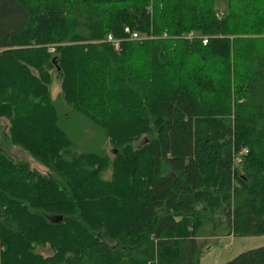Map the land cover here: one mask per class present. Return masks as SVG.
<instances>
[{"label": "trees", "instance_id": "obj_1", "mask_svg": "<svg viewBox=\"0 0 264 264\" xmlns=\"http://www.w3.org/2000/svg\"><path fill=\"white\" fill-rule=\"evenodd\" d=\"M213 1L0 0V264L264 235V0Z\"/></svg>", "mask_w": 264, "mask_h": 264}, {"label": "rangeland", "instance_id": "obj_2", "mask_svg": "<svg viewBox=\"0 0 264 264\" xmlns=\"http://www.w3.org/2000/svg\"><path fill=\"white\" fill-rule=\"evenodd\" d=\"M214 6L217 11H222L226 7L225 0H214ZM57 84V80L55 79L51 84L52 92H54V88ZM13 153L18 154L17 148H13ZM244 152V150L242 151ZM12 153V154H13ZM22 157L27 159L31 166L36 168L39 171H42V167L35 164L31 157L21 154ZM197 244L201 248V253L199 254V264H220L222 262H226L230 260L234 254L247 250L248 248H256L262 244H264V235H246V236H237V235H229V236H219L215 237H206L205 239H198ZM45 251V249L41 250ZM43 253V252H42Z\"/></svg>", "mask_w": 264, "mask_h": 264}, {"label": "built area", "instance_id": "obj_3", "mask_svg": "<svg viewBox=\"0 0 264 264\" xmlns=\"http://www.w3.org/2000/svg\"><path fill=\"white\" fill-rule=\"evenodd\" d=\"M123 31H127L126 28H123ZM187 35L190 36V33L188 32ZM131 36L134 37V36H136V34L134 32H131ZM106 39L109 41V43L112 45V47H114L115 49L118 48L117 43H116L117 42L116 39L112 38L109 34L106 35Z\"/></svg>", "mask_w": 264, "mask_h": 264}]
</instances>
